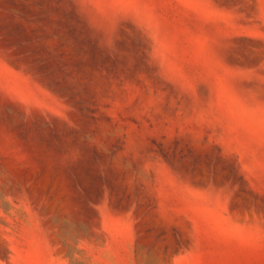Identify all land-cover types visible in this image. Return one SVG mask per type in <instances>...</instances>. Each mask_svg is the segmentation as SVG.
<instances>
[{
	"label": "rangeland",
	"instance_id": "374dc122",
	"mask_svg": "<svg viewBox=\"0 0 264 264\" xmlns=\"http://www.w3.org/2000/svg\"><path fill=\"white\" fill-rule=\"evenodd\" d=\"M0 264H264V0H0Z\"/></svg>",
	"mask_w": 264,
	"mask_h": 264
}]
</instances>
